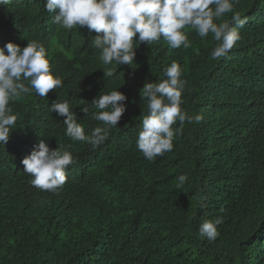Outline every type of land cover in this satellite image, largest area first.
<instances>
[{"label": "trees", "instance_id": "obj_1", "mask_svg": "<svg viewBox=\"0 0 264 264\" xmlns=\"http://www.w3.org/2000/svg\"><path fill=\"white\" fill-rule=\"evenodd\" d=\"M43 4L0 7V47L40 42L62 79L45 98L33 92L10 101L18 119L0 144V264H264V0L235 3L247 23L226 57L213 60L211 34L186 28L189 48L141 43L130 66L104 65L91 46L96 33L62 28ZM173 60L187 82L182 109L203 118L185 122L173 150L149 161L136 147L147 111L139 90L163 79ZM105 68L115 76L103 77ZM116 88L126 111L98 147L70 140L64 117L49 111L54 100H68L90 134L101 126L92 99ZM40 139L75 159L55 193L33 187L23 172L21 160ZM181 174L187 180L178 187ZM218 217L219 236L201 238L199 225Z\"/></svg>", "mask_w": 264, "mask_h": 264}, {"label": "clouds", "instance_id": "obj_2", "mask_svg": "<svg viewBox=\"0 0 264 264\" xmlns=\"http://www.w3.org/2000/svg\"><path fill=\"white\" fill-rule=\"evenodd\" d=\"M238 0H44V9L53 14V23L66 30L86 27L96 35L91 46L99 50L104 65H134L137 46L152 45L161 39L172 49H187L191 42L185 31L191 28L201 38L209 34L216 42L210 52L213 60L226 57L240 40L239 30L247 23V17L234 9ZM12 0H0L6 7ZM231 13L230 19H223ZM219 21V22H217ZM135 38V39H134ZM7 53V54H6ZM103 77L113 78L111 68L102 70ZM163 79L145 82L139 90L141 101H146L147 111L140 122L136 147L145 159L154 161L173 150V140L182 135L185 122H200L202 116L189 115L182 109L181 97L186 80L182 79V67L173 60L162 69ZM62 87V79L51 72L46 48L36 40L27 41L20 47L7 42L0 47V144L5 145L10 133L16 129L18 116L13 113L11 100L35 93L45 98L47 94ZM127 97L118 88L97 95L91 101L96 109L92 118L101 122L90 134L77 122V114L68 100L49 106V111L64 117V134L72 141H81L98 147L108 138L109 130L117 127L126 111ZM88 115L87 106L80 109ZM179 122V127L174 128ZM75 163L73 155L62 146L50 149L45 139L33 145L23 157V172L31 176L30 184L42 191L55 193L67 181L66 169ZM182 187L187 176L177 177ZM215 221L205 220L198 228L199 236L214 241L218 236Z\"/></svg>", "mask_w": 264, "mask_h": 264}, {"label": "rangeland", "instance_id": "obj_3", "mask_svg": "<svg viewBox=\"0 0 264 264\" xmlns=\"http://www.w3.org/2000/svg\"><path fill=\"white\" fill-rule=\"evenodd\" d=\"M51 47H52V43H51Z\"/></svg>", "mask_w": 264, "mask_h": 264}]
</instances>
